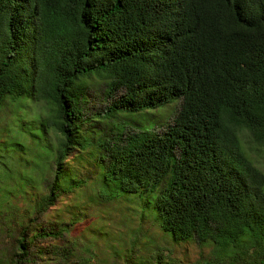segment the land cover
Masks as SVG:
<instances>
[{
  "label": "trees",
  "instance_id": "16d2710c",
  "mask_svg": "<svg viewBox=\"0 0 264 264\" xmlns=\"http://www.w3.org/2000/svg\"><path fill=\"white\" fill-rule=\"evenodd\" d=\"M31 103L46 109L24 134L38 155L0 142V213L21 250L10 264L79 263L74 245L30 246L67 233L45 215L92 185L83 164L99 196L135 200L164 238L211 245L195 264H264V0H0V118L22 135ZM135 245L125 264H182L135 259Z\"/></svg>",
  "mask_w": 264,
  "mask_h": 264
},
{
  "label": "rangeland",
  "instance_id": "374dc122",
  "mask_svg": "<svg viewBox=\"0 0 264 264\" xmlns=\"http://www.w3.org/2000/svg\"><path fill=\"white\" fill-rule=\"evenodd\" d=\"M92 101H97L91 97ZM180 103H174L166 109V122H171L179 109ZM99 108L101 107L98 106ZM12 109V108H11ZM27 121L24 123L22 135L17 128L14 130L8 126L12 119L8 110L0 118V127L6 126L10 133L0 132V142L5 144L8 149L4 153H16L22 156L23 161L29 160V155L37 156V147L32 148L33 142L25 138L27 127L31 121V115H42L46 109L43 104H28ZM43 116V115H42ZM30 118V119H29ZM154 118V117H153ZM157 118V117H156ZM159 119V118H157ZM163 120V119H162ZM165 120L155 126L159 132L165 131ZM43 145L52 147L55 142V136L47 132L43 136ZM11 138V142L8 140ZM15 140L21 145H16ZM19 148L18 152H14ZM254 158L257 164L264 172V150L255 148ZM78 156L76 149H71L70 159ZM78 157H75V160ZM77 165V164H76ZM75 165V166H76ZM83 174H87L92 182L81 191L63 195L58 199L56 205L50 208L45 215L47 221H57L58 223L69 225L67 233L63 234L58 240L53 241H35L30 247L34 250L47 247L48 245L58 244L59 246L74 245L78 250L76 257L80 264H125V250L128 249L131 241L136 243L134 258L148 259L151 254L160 251L166 259L172 258L182 264H195L197 261L209 260L213 257V248L211 245H198L196 242H185L179 245L172 243L161 234L159 227L148 212L141 206L134 204L135 200L125 198H104L99 196L98 189L100 182L96 169L92 166L83 164L80 169ZM41 192V188H39ZM19 208L23 209L24 204L19 202ZM75 221V222H74ZM72 224V225H71ZM57 227V225H55ZM19 236V227L10 223V220L0 213V264H10V260L17 257L21 250L19 249L17 238ZM138 236V239L135 237ZM128 254V253H127ZM71 257L67 264H79L72 262ZM136 261V260H135ZM34 264H54L47 260V257H34Z\"/></svg>",
  "mask_w": 264,
  "mask_h": 264
}]
</instances>
